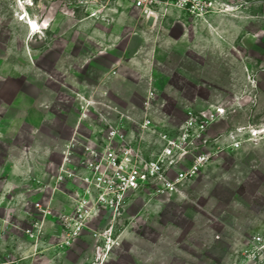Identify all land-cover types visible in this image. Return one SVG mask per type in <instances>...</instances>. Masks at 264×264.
I'll list each match as a JSON object with an SVG mask.
<instances>
[{"label":"rangeland","instance_id":"374dc122","mask_svg":"<svg viewBox=\"0 0 264 264\" xmlns=\"http://www.w3.org/2000/svg\"><path fill=\"white\" fill-rule=\"evenodd\" d=\"M229 2L231 11L201 20L175 8L148 19L119 0H0V91L19 82L48 106L39 130L57 142L76 125V93L139 116L154 88L153 119L165 129L182 126L190 110L225 108L206 131L210 161L178 194L140 192L115 219L104 211L94 223H113L119 244L109 253L98 255L86 232L22 264H228L264 216V0ZM3 106L0 95L5 164L15 110Z\"/></svg>","mask_w":264,"mask_h":264},{"label":"built area","instance_id":"2783aa9c","mask_svg":"<svg viewBox=\"0 0 264 264\" xmlns=\"http://www.w3.org/2000/svg\"><path fill=\"white\" fill-rule=\"evenodd\" d=\"M119 1L148 19L175 8L207 20L234 8L229 0ZM76 96L79 116L59 162L38 159L20 175L18 185L0 186V264H22L50 250L64 251L86 232L98 255L109 253L119 242L113 223L94 227L103 212L110 211L115 219L140 192L178 194L210 161L212 154L203 149L209 142L206 131L225 114V108L201 116L190 110L182 126L165 129L153 119L154 88L148 90L139 116L92 94ZM234 139L238 148L240 141L236 135ZM231 256L228 264H264V216L241 236Z\"/></svg>","mask_w":264,"mask_h":264},{"label":"crops","instance_id":"0c3cea01","mask_svg":"<svg viewBox=\"0 0 264 264\" xmlns=\"http://www.w3.org/2000/svg\"><path fill=\"white\" fill-rule=\"evenodd\" d=\"M76 88L81 90L86 86L81 85L80 88ZM0 95L3 107L15 110V115L11 116L12 122L9 127V131L13 132L7 133L8 137L13 138V142H7L4 146L5 164L0 162V186L11 188L20 183V175L32 169L36 160L45 162L50 159L49 157L56 155L59 161L64 141L57 142L52 135L39 130L40 123L48 121L46 116L48 106L42 105L39 99L23 89L22 84L17 82L11 87L6 86L1 89ZM24 124L31 127V134L28 136H24V133L20 131ZM26 138L32 141V145L27 151L22 149L21 143H18Z\"/></svg>","mask_w":264,"mask_h":264},{"label":"bare ground","instance_id":"6f19581e","mask_svg":"<svg viewBox=\"0 0 264 264\" xmlns=\"http://www.w3.org/2000/svg\"><path fill=\"white\" fill-rule=\"evenodd\" d=\"M29 27L32 30H36L38 28V23L33 20H30Z\"/></svg>","mask_w":264,"mask_h":264}]
</instances>
